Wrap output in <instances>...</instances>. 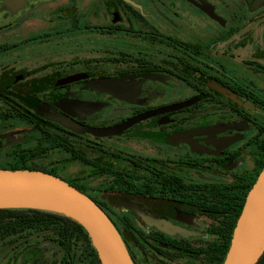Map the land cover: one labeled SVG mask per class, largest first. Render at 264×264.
I'll list each match as a JSON object with an SVG mask.
<instances>
[{
  "label": "flooded vegetation",
  "instance_id": "obj_1",
  "mask_svg": "<svg viewBox=\"0 0 264 264\" xmlns=\"http://www.w3.org/2000/svg\"><path fill=\"white\" fill-rule=\"evenodd\" d=\"M263 166L264 0H0V168L82 191L134 264H222ZM22 239L0 264H101Z\"/></svg>",
  "mask_w": 264,
  "mask_h": 264
},
{
  "label": "water",
  "instance_id": "obj_2",
  "mask_svg": "<svg viewBox=\"0 0 264 264\" xmlns=\"http://www.w3.org/2000/svg\"><path fill=\"white\" fill-rule=\"evenodd\" d=\"M0 208L64 215L86 231L101 264H134L111 220L86 194L41 170L0 168ZM264 251V166L236 219L222 264H255Z\"/></svg>",
  "mask_w": 264,
  "mask_h": 264
},
{
  "label": "trees",
  "instance_id": "obj_3",
  "mask_svg": "<svg viewBox=\"0 0 264 264\" xmlns=\"http://www.w3.org/2000/svg\"><path fill=\"white\" fill-rule=\"evenodd\" d=\"M18 234L25 244L41 237L57 242L66 251L73 250V243L81 236L89 242L82 226L64 215L34 208H0V242L15 243ZM255 264H264V251Z\"/></svg>",
  "mask_w": 264,
  "mask_h": 264
},
{
  "label": "rangeland",
  "instance_id": "obj_4",
  "mask_svg": "<svg viewBox=\"0 0 264 264\" xmlns=\"http://www.w3.org/2000/svg\"><path fill=\"white\" fill-rule=\"evenodd\" d=\"M41 241H43V242H44V241H45V240H44V238H42V239H41ZM47 242H48V241H47ZM47 248H48V249H50V247H49V246H47ZM47 251H48V250H47ZM48 252H49V251H48ZM0 262H1V261H0ZM76 264H84V263H82V262H80V263H79V262H78V263H76Z\"/></svg>",
  "mask_w": 264,
  "mask_h": 264
}]
</instances>
